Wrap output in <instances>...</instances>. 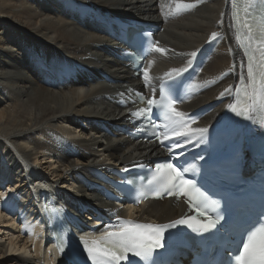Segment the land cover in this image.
Here are the masks:
<instances>
[{"label": "bare ground", "instance_id": "6f19581e", "mask_svg": "<svg viewBox=\"0 0 264 264\" xmlns=\"http://www.w3.org/2000/svg\"><path fill=\"white\" fill-rule=\"evenodd\" d=\"M178 3L191 7L177 13ZM230 6L231 0H0V264L50 258L35 208L46 200L43 191L66 206L92 201L79 182L84 168H120L141 149H121L95 132L98 121L121 114L112 96L118 86L100 81L120 70L106 56L113 41L106 42L103 21L138 16L165 25L158 44L164 51H155L147 67L148 86L212 50L195 84L205 91L184 105L195 110L229 95L225 89L234 88L244 67ZM220 112L197 128L209 127ZM182 212L166 201L135 214L163 224Z\"/></svg>", "mask_w": 264, "mask_h": 264}, {"label": "snow or ice", "instance_id": "6c2138e0", "mask_svg": "<svg viewBox=\"0 0 264 264\" xmlns=\"http://www.w3.org/2000/svg\"><path fill=\"white\" fill-rule=\"evenodd\" d=\"M252 3V0H249ZM188 4H177V13L182 10L190 8ZM248 13L243 21L237 20L238 25L243 24L246 28H251L248 23ZM235 18V17H234ZM239 31V28H238ZM257 31L259 35L256 39L260 42V48L257 49L259 56L253 55L251 52L247 53V73L246 81L241 80L240 92L243 94V102L230 103L228 108L237 116L245 119L251 118V113L254 109L264 111V15L259 17L257 23ZM217 33H212V37L216 38ZM239 39V36L237 37ZM157 52H163L164 49L155 48ZM195 56L196 53H191ZM187 67L181 69H172V72L182 73L186 72ZM166 75H171L167 73ZM145 79H148V70L144 69ZM231 88H226L225 92H231ZM161 102L157 103L155 98L147 99L149 106L147 109H141V112L151 113L153 107L159 109L164 114V119L173 125L172 134L178 137H186L189 135V121L195 123L194 118L186 117V114L176 109L175 104L179 97L173 96L170 88L161 86ZM224 95V93H221ZM133 115H138L134 113ZM260 126L264 127V118L260 121ZM168 127V124L165 125ZM199 134V139L203 141L204 134L208 129L197 128L192 130ZM164 138H168V133L164 134ZM173 147H181L180 143H175ZM128 171V169H125ZM196 165H190L187 168L166 163L161 169L157 170V174L149 181L158 192L164 189L169 195L185 196L188 198L190 206H195L198 209V215L204 217L207 215L206 222L198 221L196 217L182 218L174 221L170 225H153L124 222L117 231H105L98 239L82 238L81 243L84 251L87 252V258L91 260L92 264H120L121 261L127 260L129 253L134 257L139 258L144 264H154L153 255L155 251L164 246V233L168 228H174L180 224H187L193 231L203 232L216 227L217 223L222 219L219 215V201L212 200L206 192L198 187L194 180L186 178L188 173L193 175L198 174ZM209 212H216L217 215L213 217L208 215ZM67 246L66 238L61 239L59 243V250L64 252ZM235 264H264V223H261L258 228L250 230L247 233V239L242 241L239 249L233 257Z\"/></svg>", "mask_w": 264, "mask_h": 264}]
</instances>
